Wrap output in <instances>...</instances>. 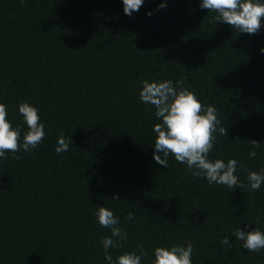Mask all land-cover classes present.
<instances>
[{"label": "trees", "instance_id": "obj_1", "mask_svg": "<svg viewBox=\"0 0 264 264\" xmlns=\"http://www.w3.org/2000/svg\"><path fill=\"white\" fill-rule=\"evenodd\" d=\"M199 5L145 0L128 16L121 0H0V102L24 132L18 106L35 105L47 133L0 160V264H106L100 206L128 233L113 258L142 245L152 264L156 246L191 242L193 264H264V250L220 242L248 223L264 231V185L250 191L245 171L264 168V25L240 34ZM143 79H182L216 106L228 136L210 158L242 162L244 187L209 185L174 156L155 162ZM61 133L73 142L58 155Z\"/></svg>", "mask_w": 264, "mask_h": 264}, {"label": "clouds", "instance_id": "obj_2", "mask_svg": "<svg viewBox=\"0 0 264 264\" xmlns=\"http://www.w3.org/2000/svg\"><path fill=\"white\" fill-rule=\"evenodd\" d=\"M25 0H21L23 4ZM125 15L132 16L144 5L145 0H121ZM201 10L215 12L217 23H225L239 31L240 34H256L264 25V0H200ZM167 7L161 3L159 9ZM152 13L149 12L150 16ZM261 53H264L262 48ZM139 100L142 104L150 105L148 111L155 109L154 115L159 123L153 125L155 135L153 159L163 167H168L169 156L184 164L191 175L205 179L209 185H223L228 188H242L245 185L238 174L243 168L242 162L235 158L211 159L210 153L219 135H227L228 129L219 127L218 109L215 105L203 103L202 98L194 91L184 87V81L171 79H143L140 82ZM18 112L27 125L24 132L20 126H14L9 119L8 106L0 102V160L6 159V154L23 151L30 153L43 141L46 125L39 114L40 110L29 102H22ZM23 132V135H22ZM73 142L61 133L56 153L67 152ZM249 157L257 156L256 148L259 143L252 140ZM15 158V157H14ZM247 171V187L250 191H259L264 185V168L259 171ZM119 201V196L112 198ZM100 227L109 229L110 235L102 237L104 259L106 264H142L147 252L140 246L139 253L126 251L113 258L111 248L120 247L128 239L127 231L122 228L121 219L114 210L100 206L95 213ZM126 219H134V213L129 212ZM259 221H257L258 223ZM251 223L238 228L231 235H225L221 244L231 246L230 237L242 242V247L250 252L264 250V231L258 227L252 228ZM251 229V230H248ZM194 245L191 242L173 244L171 246H156L152 250V264H193L192 254Z\"/></svg>", "mask_w": 264, "mask_h": 264}]
</instances>
